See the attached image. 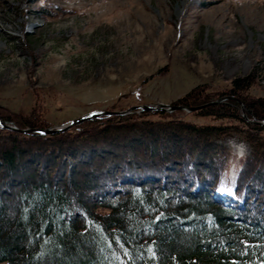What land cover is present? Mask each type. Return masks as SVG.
Segmentation results:
<instances>
[{
    "label": "trees",
    "instance_id": "trees-1",
    "mask_svg": "<svg viewBox=\"0 0 264 264\" xmlns=\"http://www.w3.org/2000/svg\"><path fill=\"white\" fill-rule=\"evenodd\" d=\"M249 79L231 83L236 102L209 105L201 86L175 102L210 124L139 110L56 134L0 129V264H264V98ZM228 137L249 147L233 196Z\"/></svg>",
    "mask_w": 264,
    "mask_h": 264
},
{
    "label": "rangeland",
    "instance_id": "rangeland-1",
    "mask_svg": "<svg viewBox=\"0 0 264 264\" xmlns=\"http://www.w3.org/2000/svg\"><path fill=\"white\" fill-rule=\"evenodd\" d=\"M247 76V94L264 98V0H0V112L35 115L48 126L39 130L92 112L176 106L200 86L217 94L209 105L236 102L226 93ZM217 143L234 171L249 154L236 137Z\"/></svg>",
    "mask_w": 264,
    "mask_h": 264
},
{
    "label": "water",
    "instance_id": "water-1",
    "mask_svg": "<svg viewBox=\"0 0 264 264\" xmlns=\"http://www.w3.org/2000/svg\"><path fill=\"white\" fill-rule=\"evenodd\" d=\"M224 99V98H223ZM221 101V99L219 100ZM203 107V106H201ZM201 107H183V106H168V105H162V104H159L157 106H137V107H130L129 109L125 110V111H122V112H108V111H100V112H92V113H89L88 115H85V116H81L77 119H74L72 121H70L69 125L65 128H62V129H57V130H54V131H51V130H39V129H35V130H32V129H26V130H18V129H14V128H11L9 126H6L5 123L0 119V127L3 128V129H6V130H12V131H16V132H20V133H39V134H52V133H57V132H62L66 129H68L69 127L71 126H74L84 120H88V119H95V118H99V117H103V116H108V117H111V116H122V115H127L131 112H134L136 110H140V111H167V112H173V111H176V110H184L186 112H193V111H197L199 110ZM244 118L247 119V117L244 115ZM264 125V123H263Z\"/></svg>",
    "mask_w": 264,
    "mask_h": 264
}]
</instances>
